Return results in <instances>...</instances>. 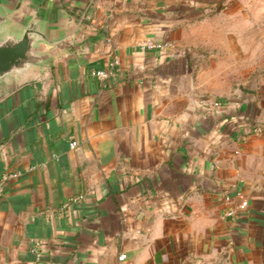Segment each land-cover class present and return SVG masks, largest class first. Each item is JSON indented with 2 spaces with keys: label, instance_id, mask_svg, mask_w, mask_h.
Segmentation results:
<instances>
[{
  "label": "crops",
  "instance_id": "1",
  "mask_svg": "<svg viewBox=\"0 0 264 264\" xmlns=\"http://www.w3.org/2000/svg\"><path fill=\"white\" fill-rule=\"evenodd\" d=\"M0 6L71 35L2 88L0 264H264V0Z\"/></svg>",
  "mask_w": 264,
  "mask_h": 264
},
{
  "label": "water",
  "instance_id": "2",
  "mask_svg": "<svg viewBox=\"0 0 264 264\" xmlns=\"http://www.w3.org/2000/svg\"><path fill=\"white\" fill-rule=\"evenodd\" d=\"M12 12L0 6V95L13 75H22L33 66L47 65L61 50L70 48V34L61 38L50 36L40 21L11 28Z\"/></svg>",
  "mask_w": 264,
  "mask_h": 264
},
{
  "label": "built area",
  "instance_id": "3",
  "mask_svg": "<svg viewBox=\"0 0 264 264\" xmlns=\"http://www.w3.org/2000/svg\"><path fill=\"white\" fill-rule=\"evenodd\" d=\"M146 47L152 49V48L160 47V45H158V44H156L154 42H148L146 44ZM115 64H117V60H115L114 62H112L111 63V66L113 67ZM91 73L97 79H99V80H105V79H107L110 76L111 71L110 70H106V69H96V70L94 69V70H92ZM213 106L215 108H218V107L221 106V103L218 102V101H215L213 103ZM76 146H77V142L74 141V142L71 143V147L72 148H74ZM3 192H4V189H3L2 185L0 184V197L3 195ZM79 199L80 198L76 197V198H73L72 201H78ZM242 205L243 206H246V203H243ZM236 213H237L236 210L231 209V210H229L227 212V215L228 216H235ZM41 250H42V244L39 243V242H34V244L32 246V251L34 252V254L36 255L37 258H40L41 257V255H42V251ZM126 257H127L126 254H121L119 256V260L120 261H123Z\"/></svg>",
  "mask_w": 264,
  "mask_h": 264
}]
</instances>
